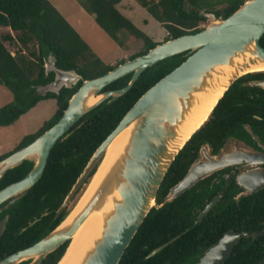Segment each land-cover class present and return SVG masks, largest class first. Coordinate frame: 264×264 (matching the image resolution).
<instances>
[{"label": "trees", "instance_id": "trees-1", "mask_svg": "<svg viewBox=\"0 0 264 264\" xmlns=\"http://www.w3.org/2000/svg\"><path fill=\"white\" fill-rule=\"evenodd\" d=\"M120 0H85V9L93 15L94 23L120 47L140 42V49L118 60L105 64L79 37L64 17L46 0H0V26L18 32V49L9 52L0 37V85L6 87L13 100L0 107V126L10 125L25 110L38 100L52 98L55 109L33 133L27 134L17 143L16 150L32 141L43 130L52 125L66 106L67 99L79 86L80 81L70 88L39 95L35 87L49 82L53 74H44L43 60L51 54L54 66L61 70L74 69L82 79L99 76L113 66L153 47L145 33L135 27L115 7ZM136 2L166 31L162 41L188 33H195L207 19L203 13H213L216 18L230 14L242 0H136ZM126 32L120 39L117 33ZM9 40L8 34L3 36ZM34 48L27 49L28 44ZM264 48V33L258 39ZM25 50V56L22 51ZM189 54L188 51L162 59L141 71L132 86L110 102L103 100L84 113L69 129V134L57 140L49 150L44 169L39 179L20 197L13 200L4 210L7 219L0 237V252L19 249L45 235L59 221L65 207L60 204L82 171L93 150L113 129L131 104L156 80L178 65ZM27 57V58H26ZM129 73L110 82L102 90L124 86ZM242 75L237 78L209 113L207 119L190 136L175 155L167 168L155 194L156 205L162 200L168 188L184 174L194 156V150L202 141L214 145L242 122H248L244 115L251 111L249 92L254 88L246 84ZM264 92V90H262ZM257 108L264 114V99ZM227 131V132H226ZM12 152V151H10ZM9 152V153H10ZM0 155V159L5 155ZM30 168V163L6 170L0 177V188L21 178ZM92 169L87 175L91 173ZM198 185L184 190L177 197L160 207L152 206L117 264H193L202 251L214 243L220 234L215 210L200 222L193 224V214L188 200L203 194ZM256 215H259L255 211ZM264 214V212H263ZM28 222H32L28 225ZM25 229L19 231L21 227ZM178 235L173 241L151 257L145 255L156 246ZM66 242L59 245L38 264H54L62 253ZM10 246V248H8ZM264 257V234L256 237L241 236L233 245L223 264H255ZM264 264V262L262 263Z\"/></svg>", "mask_w": 264, "mask_h": 264}, {"label": "water", "instance_id": "water-1", "mask_svg": "<svg viewBox=\"0 0 264 264\" xmlns=\"http://www.w3.org/2000/svg\"><path fill=\"white\" fill-rule=\"evenodd\" d=\"M203 15L208 19V22L199 31L156 42L143 54L126 59L105 73L90 79H82L74 69L56 68L51 54L43 60L44 74L51 72L53 77L49 82L35 87L39 95L43 96L47 92L56 94L62 87L70 88L78 81L80 84L69 96L66 106L52 125L29 143L0 159V177L6 170L21 164L22 161L30 163V168L21 178L0 188V211L8 206L9 199L16 200L39 179L53 144L57 140L64 139L69 134V129L84 113L103 100L108 103L125 93L145 68L172 55L189 52L178 65L139 95L113 129L93 150L82 171L63 198L60 207L65 206L71 196H73V200L65 208V212L53 228L26 248L1 259L0 264H16L27 259H29L27 264H38L46 254L66 242L62 253L54 264L59 263L67 251L73 233L95 204L100 203L99 191L74 216L70 225L61 229L59 226L71 212L86 185L97 171L111 141L121 131L132 127L125 156L118 169V174L121 177V184L117 190L119 200L114 205L112 214L106 220L99 238L93 242L91 250L80 263L117 264L139 224L155 204L157 188L175 155L207 119L217 101L232 82L244 74L255 72L253 70L239 72V70L248 66L264 65V48L258 44V39L264 33V0H242L224 18H216L210 12H205ZM226 65H232L237 71L226 76L225 85L204 120L184 139H178L176 142L179 126L188 108V100L190 98L197 99L200 94H208L206 90L212 84H216V79L226 75L225 71L216 74L214 71L218 67ZM128 73L130 75L124 86L102 90L110 82ZM250 84L264 88V80L253 81ZM210 160L211 163L206 167L202 166L201 160L192 164L184 175L168 189L159 206L171 201L216 168L218 163L213 159ZM91 169V173L87 175ZM208 208L209 206H206L198 214L197 219H200ZM6 219L7 215L0 220V235L4 230ZM249 235H251L250 231L224 232L194 264H223L237 238ZM177 236L151 249L145 258L154 255ZM263 262L264 258L255 264Z\"/></svg>", "mask_w": 264, "mask_h": 264}, {"label": "flooded vegetation", "instance_id": "flooded-vegetation-1", "mask_svg": "<svg viewBox=\"0 0 264 264\" xmlns=\"http://www.w3.org/2000/svg\"><path fill=\"white\" fill-rule=\"evenodd\" d=\"M247 74L250 76L245 78V82H241V84L254 87L249 92L251 111L249 115H244L248 122H242L240 128H235L230 132L226 131L227 133L216 145L207 141L199 143L186 168L187 170L198 160H201L202 166L205 167L211 163L210 159L218 163L216 168L190 186L203 187V194L198 198L188 200V207L193 214V224L200 222L203 217L215 210L216 222L220 230L217 239L226 231L238 233L250 231L251 235L249 236L252 237L264 234V114L260 108L256 107L261 97L264 99V92L262 91L264 88L250 84L253 81L264 80V71ZM12 201L13 199H9V204ZM161 201L157 205L155 202L153 206L160 207ZM206 206H209L206 213L200 219H197L198 214ZM5 209L0 211V220L7 215L4 213ZM255 211L259 215H256ZM31 223L28 222V225ZM24 229L25 226L21 227L19 231ZM34 242L7 253L3 249L0 252V260ZM209 246L202 251L200 256ZM28 262L29 259L19 261L16 264H27Z\"/></svg>", "mask_w": 264, "mask_h": 264}, {"label": "bare ground", "instance_id": "bare-ground-1", "mask_svg": "<svg viewBox=\"0 0 264 264\" xmlns=\"http://www.w3.org/2000/svg\"><path fill=\"white\" fill-rule=\"evenodd\" d=\"M239 72L246 70L264 71V65L248 66L241 68ZM216 79V84H212L206 90L208 94H200L197 99L188 100L187 110L177 132V139H184L191 130L196 128L206 117L210 107L219 95L225 85L226 76L236 72L232 65L220 66L214 72L224 73ZM132 127L121 131L107 147L103 159L97 168V171L86 185L85 190L76 202L75 206L59 226V229L65 228L71 224L74 216L94 198L97 191L100 193V203L95 204L85 220L70 238L69 246L63 258L58 264H80L84 256L91 250L93 242L99 238L106 220L112 214L114 205L118 202V187L121 184V177L118 169L123 162L125 150L128 146Z\"/></svg>", "mask_w": 264, "mask_h": 264}, {"label": "rangeland", "instance_id": "rangeland-1", "mask_svg": "<svg viewBox=\"0 0 264 264\" xmlns=\"http://www.w3.org/2000/svg\"><path fill=\"white\" fill-rule=\"evenodd\" d=\"M46 1L50 3L61 15H63V17H65L67 22L79 35V37L96 55H98V57L101 58V60L106 62L109 59H113L121 54L122 49L115 46L112 38L99 28H91L92 21L88 17L89 12L85 9V0ZM134 15L135 16L132 18V21L136 26H140L142 24V17L147 16L143 9H140V11ZM150 22L151 23H149L143 31L147 35L149 33H154V30L158 29L155 21L151 20ZM207 22L208 19L201 23L200 26L203 27ZM6 34L10 36L8 42H6L7 40L3 38ZM17 35L18 32L12 31L10 35V33H7L2 27H0V37L3 40V44L12 54H14L19 47L16 40ZM117 36L122 39L126 36V32L124 30H120L117 33ZM140 47V42L136 41L129 43L122 48L127 49L129 52L128 55H130L137 52ZM32 48H34V45L29 43L27 45V49L31 50ZM25 54L26 51L23 50L22 55L25 56ZM12 100L13 97L9 90L3 85H0V107ZM54 108L55 103L52 98H45L44 100L40 99L29 109L25 110L24 113L19 115L18 118L10 125L0 126V155L13 151L23 136L35 132L41 126L42 122L47 120L52 115ZM72 200L73 196H71L69 201H67L66 205L63 207L67 208Z\"/></svg>", "mask_w": 264, "mask_h": 264}, {"label": "crops", "instance_id": "crops-1", "mask_svg": "<svg viewBox=\"0 0 264 264\" xmlns=\"http://www.w3.org/2000/svg\"><path fill=\"white\" fill-rule=\"evenodd\" d=\"M116 9L123 15L125 16L131 23H133L132 18L135 16L134 14L138 13L140 11V9H143L137 2L136 0H120L116 5H115ZM144 10V9H143ZM145 11V10H144ZM147 16L142 17L141 22L142 24L140 26H136L134 23L133 25L135 27H137L139 30H141L142 32L144 31V29L148 26L149 23H151L150 21L153 20L155 21L146 11H145ZM63 16V15H62ZM88 17L89 19L92 21V27L91 28H99L93 20V15L88 13ZM65 19V17H64ZM66 20V19H65ZM67 21V20H66ZM157 28L154 30V33H149L147 36L154 42H160L163 40V38L166 35V31L155 21ZM4 29V31H6L7 33H12V31L8 28V27H3L0 26ZM100 29V28H99ZM90 30V28H89ZM105 33V32H104ZM144 33V32H143ZM113 40V39H112ZM8 42V40L6 41ZM116 47H120L118 46L115 42H114ZM122 50L121 54L113 59H109L108 61L103 62L105 64H114L115 62H117L120 59L125 58L129 52L127 49L120 47ZM91 50V49H90ZM92 51V50H91ZM93 52V51H92ZM98 56V55H97ZM100 58V57H99ZM101 59V58H100ZM44 100V99H43ZM54 100V99H53ZM55 103V102H54ZM55 109V108H54Z\"/></svg>", "mask_w": 264, "mask_h": 264}]
</instances>
